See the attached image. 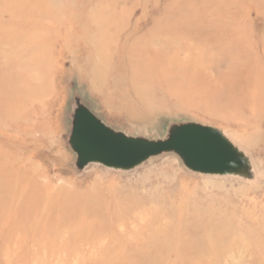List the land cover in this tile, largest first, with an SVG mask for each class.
I'll return each mask as SVG.
<instances>
[{"label": "rangeland", "instance_id": "374dc122", "mask_svg": "<svg viewBox=\"0 0 264 264\" xmlns=\"http://www.w3.org/2000/svg\"><path fill=\"white\" fill-rule=\"evenodd\" d=\"M79 106L216 128L248 171L79 168ZM0 264H264V0H0Z\"/></svg>", "mask_w": 264, "mask_h": 264}, {"label": "water", "instance_id": "95a60500", "mask_svg": "<svg viewBox=\"0 0 264 264\" xmlns=\"http://www.w3.org/2000/svg\"><path fill=\"white\" fill-rule=\"evenodd\" d=\"M70 145L79 168L98 163L131 170L171 152L187 169L206 175L242 174L249 167L246 158L216 128L187 123L174 127L162 140L131 137L110 129L84 106L75 110Z\"/></svg>", "mask_w": 264, "mask_h": 264}, {"label": "bare ground", "instance_id": "6f19581e", "mask_svg": "<svg viewBox=\"0 0 264 264\" xmlns=\"http://www.w3.org/2000/svg\"><path fill=\"white\" fill-rule=\"evenodd\" d=\"M143 105V104H142ZM148 105V104H147ZM146 106V105H145Z\"/></svg>", "mask_w": 264, "mask_h": 264}]
</instances>
